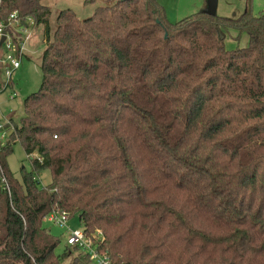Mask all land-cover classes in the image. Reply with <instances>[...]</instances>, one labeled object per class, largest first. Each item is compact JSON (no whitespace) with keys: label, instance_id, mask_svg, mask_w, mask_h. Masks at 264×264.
<instances>
[{"label":"trees","instance_id":"16d2710c","mask_svg":"<svg viewBox=\"0 0 264 264\" xmlns=\"http://www.w3.org/2000/svg\"><path fill=\"white\" fill-rule=\"evenodd\" d=\"M247 4L170 23L157 0H106L52 29L45 0H5L43 26L45 50L0 142V264H91L78 247L56 253L43 225L56 209L101 232L113 264H264V14ZM230 30L248 46L228 50ZM18 143L37 156L20 179Z\"/></svg>","mask_w":264,"mask_h":264},{"label":"rangeland","instance_id":"374dc122","mask_svg":"<svg viewBox=\"0 0 264 264\" xmlns=\"http://www.w3.org/2000/svg\"><path fill=\"white\" fill-rule=\"evenodd\" d=\"M105 3L106 0H93L91 3H87V0H45V4L52 10V16L50 18L52 29L55 28V18L57 14L62 10H73L81 20H85L93 15L97 7L103 6ZM157 3L159 7L165 11L167 20L170 23H177L207 8V0H157ZM247 6V0H219L217 14L220 17L238 18L247 10ZM252 9L254 15L264 14V0H253ZM30 30L32 38L27 44L22 67L15 77V88L19 93V97L13 101L7 102L4 100L5 97H1V101L3 102L2 111L4 115L10 117L14 123L20 122L21 118L24 116V101L31 94L38 91L42 81L40 62L45 50V45L43 43V26H34ZM248 44L249 37L247 34H240L236 30L228 31L225 40V45L228 50L245 48ZM8 129H11V126H9ZM36 157L35 154L31 156L32 159ZM8 165L17 179L21 177V168L24 167L27 172H31V160L26 155L21 144L18 143L14 145L13 152L8 158ZM39 177L42 185H45V187L51 182V174L49 171L42 172ZM43 225L52 235L60 239V244L56 253L63 254L66 248H69L65 239L66 232L47 221H44ZM69 227L71 229L83 228L76 218L69 221ZM65 264H69V262L67 261Z\"/></svg>","mask_w":264,"mask_h":264},{"label":"built area","instance_id":"2783aa9c","mask_svg":"<svg viewBox=\"0 0 264 264\" xmlns=\"http://www.w3.org/2000/svg\"><path fill=\"white\" fill-rule=\"evenodd\" d=\"M34 26H36L35 20L31 17L23 19L19 11L7 13L5 0H0V142L2 144L8 140L13 129V123L10 117H6L2 111L1 97H5V102L13 101L19 97L15 88V77L22 67L27 44L32 38L30 29ZM9 126L11 129H8ZM35 180L44 186L40 177L37 176ZM3 183L8 189L5 177H3ZM70 220L71 215L60 209L54 210L45 219V221L64 230L67 245L80 248L90 257L91 264H113L109 255L100 249L97 238L101 232L95 237L89 236L83 228L71 229L69 227Z\"/></svg>","mask_w":264,"mask_h":264},{"label":"water","instance_id":"95a60500","mask_svg":"<svg viewBox=\"0 0 264 264\" xmlns=\"http://www.w3.org/2000/svg\"><path fill=\"white\" fill-rule=\"evenodd\" d=\"M218 1L219 0H207V8L203 12L209 16H216ZM30 160H32V158Z\"/></svg>","mask_w":264,"mask_h":264}]
</instances>
